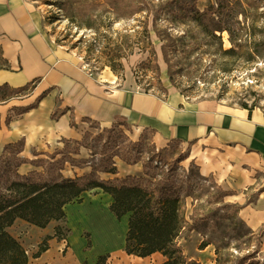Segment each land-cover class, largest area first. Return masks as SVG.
Segmentation results:
<instances>
[{
    "label": "rangeland",
    "instance_id": "1",
    "mask_svg": "<svg viewBox=\"0 0 264 264\" xmlns=\"http://www.w3.org/2000/svg\"><path fill=\"white\" fill-rule=\"evenodd\" d=\"M216 1L147 0L148 18L140 0L38 3L52 43L73 52L102 84L129 80L134 87L158 94L176 90L189 98L264 109V0L258 12L252 10L255 16L247 15L252 21L235 14L230 27L236 35L233 44L241 45L236 53L220 51L216 39L203 35L198 23L184 16V11L208 9ZM167 9L175 11L171 23L162 20ZM155 14L157 26L178 38L168 61L152 27ZM182 31L185 34L179 36ZM222 41L223 49L232 45L228 32H223ZM15 93L2 88L0 98L25 94ZM134 131L126 124L102 127L88 122L79 139L63 141L52 154H58V162H48L52 155H45L36 170L50 179L84 176L117 185L163 187L165 194L181 202L184 225L177 242L185 255L202 264H264V231L251 232L238 216V204L229 200V191L199 174L188 160L187 145L170 142L158 148L150 132ZM19 161L13 153L2 154L0 168L12 175ZM86 169L90 172L84 173ZM110 202V194L89 189L80 203L66 205L63 218L44 228L16 219L8 231L25 249L27 264H135L136 258L124 251L128 214L117 220L109 211ZM44 244L48 248L43 256L34 257ZM100 256L104 258L98 261ZM156 257L163 260L161 254L152 258Z\"/></svg>",
    "mask_w": 264,
    "mask_h": 264
},
{
    "label": "crops",
    "instance_id": "2",
    "mask_svg": "<svg viewBox=\"0 0 264 264\" xmlns=\"http://www.w3.org/2000/svg\"><path fill=\"white\" fill-rule=\"evenodd\" d=\"M0 50L8 65L0 68V85H33L0 101V155L18 156V173L36 170L38 160L63 141L79 139L88 122L126 124L137 134L150 132L158 148L187 145L199 174L229 191L251 232L264 231V109L189 98L176 90L158 94L129 80L102 84L73 52L52 43L38 0H0ZM156 253L133 255V261L160 264L162 259L152 258Z\"/></svg>",
    "mask_w": 264,
    "mask_h": 264
},
{
    "label": "trees",
    "instance_id": "3",
    "mask_svg": "<svg viewBox=\"0 0 264 264\" xmlns=\"http://www.w3.org/2000/svg\"><path fill=\"white\" fill-rule=\"evenodd\" d=\"M145 6L148 18L151 7L147 0H140ZM262 0H217L215 6L203 10L184 11V16L195 20L205 36L217 40L218 49L225 53H236L241 45L233 44L235 34L231 32L230 24L235 14L251 20L255 16ZM255 9L257 12L251 13ZM162 20L171 23L175 11L163 10ZM251 13L249 16H247ZM174 16V17H173ZM236 17V18H237ZM237 20V19H236ZM252 21V20H251ZM238 22V20H237ZM152 27L161 40V51L165 61L168 55L177 49L178 38L172 35L168 28L157 26L156 14L152 17ZM147 30V24L145 25ZM228 32L232 45L223 49V32ZM181 34H185L182 31ZM248 36V35H247ZM237 38H240L238 36ZM7 60L1 56L0 68H7ZM10 88L6 84L0 89ZM33 85L10 88L17 93L32 90ZM12 96L0 98L6 101ZM15 97V95H13ZM55 155L48 162H58ZM62 169V166L59 167ZM113 172V171H112ZM4 181V182H2ZM98 188L110 194L109 211L119 220L128 214L127 229L124 237V251L140 257H146L154 252L163 256L160 264H202L196 258L183 253L177 242L179 232L184 225L181 213V202L177 196L164 193V188L148 189L138 185H117L111 180L98 178L86 179L84 176L64 177L58 179L45 178L41 171L31 170L20 174L17 169L12 175L0 168V264H27L28 256L19 241L10 234L8 227L16 219L25 220L35 226L45 227L51 220L64 217L65 207L72 202L80 203L83 193L89 189ZM47 245L39 246L34 257H38L47 249ZM100 256L98 261L103 259Z\"/></svg>",
    "mask_w": 264,
    "mask_h": 264
},
{
    "label": "built area",
    "instance_id": "4",
    "mask_svg": "<svg viewBox=\"0 0 264 264\" xmlns=\"http://www.w3.org/2000/svg\"><path fill=\"white\" fill-rule=\"evenodd\" d=\"M82 67L85 68V65L82 64ZM88 74L91 75V73L88 71Z\"/></svg>",
    "mask_w": 264,
    "mask_h": 264
}]
</instances>
